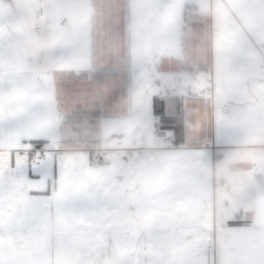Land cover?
I'll list each match as a JSON object with an SVG mask.
<instances>
[{
    "label": "crops",
    "instance_id": "0c3cea01",
    "mask_svg": "<svg viewBox=\"0 0 264 264\" xmlns=\"http://www.w3.org/2000/svg\"><path fill=\"white\" fill-rule=\"evenodd\" d=\"M80 1L0 0V118L55 132L46 157L58 178L28 254L264 264V17L251 24L264 0H118L116 22ZM220 21L219 42L243 47L215 59ZM155 97L179 114V141L156 132ZM127 138L143 149L123 160ZM97 150L106 163L91 161Z\"/></svg>",
    "mask_w": 264,
    "mask_h": 264
},
{
    "label": "snow or ice",
    "instance_id": "6c2138e0",
    "mask_svg": "<svg viewBox=\"0 0 264 264\" xmlns=\"http://www.w3.org/2000/svg\"><path fill=\"white\" fill-rule=\"evenodd\" d=\"M162 130L175 131L163 103L154 110ZM31 116L0 118V264H42L28 254L41 222L42 199L58 178L45 149L55 132L31 131Z\"/></svg>",
    "mask_w": 264,
    "mask_h": 264
},
{
    "label": "rangeland",
    "instance_id": "374dc122",
    "mask_svg": "<svg viewBox=\"0 0 264 264\" xmlns=\"http://www.w3.org/2000/svg\"><path fill=\"white\" fill-rule=\"evenodd\" d=\"M69 1H70L71 4H74V6L77 5L75 3V1H77V0H69ZM91 1L92 2H90V4L92 6L94 5L95 7H97V10L95 9L96 10V13L95 14L98 15V19L99 20H102V22H103V18H102L103 15H106V20L107 21H114L115 20V22H116L118 20V0H91ZM80 5L86 6V5H88V1L85 0V2L83 4V2L81 0L80 1ZM59 6L62 7V8H60L59 11H61V9L63 10V4L61 3V0H60V3H59ZM251 12H252V10H246L245 12H243L242 16L244 18H246V19H249ZM254 12H256V14H254V15L251 16V24L258 26V24L261 23L262 18L264 17V10L261 11L262 12V15L259 14L256 10ZM99 16H101V17H99ZM112 17H114V18H112ZM227 17L228 16L225 14L224 19H225L226 22H228ZM219 24L222 25V29H221V31L218 34L221 33V35H218V36L217 35H214V45H212V50H213V54H214V58L215 59H217V57L222 56L223 54H231V52H233V50L235 52L236 49L243 47V46H240L238 44L235 45V46L234 45H230V42H229V45H225V44L220 43L219 40L222 39V38H226L227 36H224V35L228 34V31H226L227 28L222 23V21H220ZM261 26H262V28H261ZM261 26L260 27H257V30H256V33L258 35V38H260V39H261V37H264V20L262 21ZM192 34H193V32H190L189 31L188 34H187V36H186L187 39H190L191 37H193ZM190 43H191L190 41L187 42V51H186V56H185V58H187V61H190L191 60V47H190L191 45H190ZM252 48H253V45H252ZM246 51H247V49H246ZM171 65H172V67H174V64H171ZM169 73H175V71L174 72H169ZM183 73L185 74V72H182V74ZM182 74H181V76H182ZM184 74H183V76H184ZM178 76H180V75H178ZM186 77H184V79ZM171 79H172V77H171ZM181 82H182L181 84L184 85L185 82H187V80L186 81H181ZM144 109H145V113H147V111H146V102L144 103ZM147 134H149V132ZM121 143H122V145H124V144L127 145V146H125V148L126 149L128 148L129 149L128 152H130L131 151L130 149H132L130 146L135 145L136 142L132 145L131 142H129V140L127 138V140L121 141ZM136 144L137 145L135 147L136 148H140V146H139L140 144H139L138 141H137ZM141 146L143 147V145H141ZM124 151H125V149L123 150V152ZM128 152H127V154H128Z\"/></svg>",
    "mask_w": 264,
    "mask_h": 264
},
{
    "label": "built area",
    "instance_id": "2783aa9c",
    "mask_svg": "<svg viewBox=\"0 0 264 264\" xmlns=\"http://www.w3.org/2000/svg\"><path fill=\"white\" fill-rule=\"evenodd\" d=\"M156 132L161 136V138L163 139V141L167 144H171L172 143V135L170 133V130L169 131H164L162 130V127H161V124H160V121L157 120L156 122ZM119 143V142H118ZM141 149H143V147L141 145H139ZM140 148H138L139 150H141ZM125 149L124 151V155L121 157V159L125 160L126 159V156H127V152H128V148H123ZM129 153V152H128ZM45 154H46V149H45ZM90 159L92 162H95V163H98V164H104L107 162V157L105 156V154L100 151V150H97V151H94L90 154Z\"/></svg>",
    "mask_w": 264,
    "mask_h": 264
},
{
    "label": "trees",
    "instance_id": "16d2710c",
    "mask_svg": "<svg viewBox=\"0 0 264 264\" xmlns=\"http://www.w3.org/2000/svg\"><path fill=\"white\" fill-rule=\"evenodd\" d=\"M157 106H159V104H158V100L155 97V98H153V101H152V113L153 114H154V110ZM178 116H179V114L176 112H174V114L169 116L174 121V124L172 127L175 129V131L170 130V133L173 136L172 137L173 142H177L181 139V122H180V119Z\"/></svg>",
    "mask_w": 264,
    "mask_h": 264
},
{
    "label": "water",
    "instance_id": "95a60500",
    "mask_svg": "<svg viewBox=\"0 0 264 264\" xmlns=\"http://www.w3.org/2000/svg\"><path fill=\"white\" fill-rule=\"evenodd\" d=\"M139 144H140V145H142V143H141V142H140Z\"/></svg>",
    "mask_w": 264,
    "mask_h": 264
}]
</instances>
